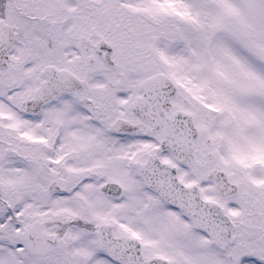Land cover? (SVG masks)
I'll list each match as a JSON object with an SVG mask.
<instances>
[{"label":"snow or ice","instance_id":"obj_1","mask_svg":"<svg viewBox=\"0 0 264 264\" xmlns=\"http://www.w3.org/2000/svg\"><path fill=\"white\" fill-rule=\"evenodd\" d=\"M0 264H264V0H0Z\"/></svg>","mask_w":264,"mask_h":264}]
</instances>
